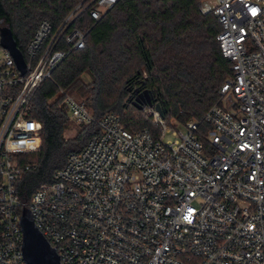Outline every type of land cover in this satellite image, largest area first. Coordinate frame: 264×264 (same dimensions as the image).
<instances>
[{
    "label": "built area",
    "instance_id": "built-area-1",
    "mask_svg": "<svg viewBox=\"0 0 264 264\" xmlns=\"http://www.w3.org/2000/svg\"><path fill=\"white\" fill-rule=\"evenodd\" d=\"M120 1L81 0L56 31L42 20L24 74L0 47V264H27L22 207L61 264H264V0H204L230 75L200 120L170 125L152 102L142 110L153 128L130 131L60 88L67 116L98 132L19 200L11 150L39 134L27 118L35 90L84 47L74 19L88 10L98 21Z\"/></svg>",
    "mask_w": 264,
    "mask_h": 264
},
{
    "label": "trees",
    "instance_id": "trees-1",
    "mask_svg": "<svg viewBox=\"0 0 264 264\" xmlns=\"http://www.w3.org/2000/svg\"><path fill=\"white\" fill-rule=\"evenodd\" d=\"M80 1L0 0V30H10L26 60V46L39 23L46 20L56 31ZM70 28L86 33L84 47L70 51L35 90L27 118L41 129L11 150L21 167L15 181L21 202L29 201L40 184L51 183L67 155L98 132L94 123L80 125L73 140L64 139L68 116L60 104V88L76 95L94 119L114 112L126 129L138 131L153 128L132 103L144 91L159 104L168 124H183L200 120L220 104V88L230 75V62L216 39L220 25L212 12L202 9L201 0H124L98 21L84 11Z\"/></svg>",
    "mask_w": 264,
    "mask_h": 264
},
{
    "label": "water",
    "instance_id": "water-1",
    "mask_svg": "<svg viewBox=\"0 0 264 264\" xmlns=\"http://www.w3.org/2000/svg\"><path fill=\"white\" fill-rule=\"evenodd\" d=\"M0 45L12 56L16 67L21 74L26 72V64L21 51L17 48L11 32L7 28L0 30ZM133 105L142 110L151 106L152 101L147 91H144L132 101ZM156 110L160 111L158 105ZM22 230V251L27 264H61L53 247L49 245L43 235L35 226L28 209H23L19 220Z\"/></svg>",
    "mask_w": 264,
    "mask_h": 264
},
{
    "label": "rangeland",
    "instance_id": "rangeland-1",
    "mask_svg": "<svg viewBox=\"0 0 264 264\" xmlns=\"http://www.w3.org/2000/svg\"><path fill=\"white\" fill-rule=\"evenodd\" d=\"M201 7L204 9L205 7V1L201 0ZM85 81H89V78L87 76H84ZM74 95V94H72ZM76 96V95H74ZM145 114V113H144ZM181 128V127H179ZM79 130H81L80 125L76 124L73 122L69 117H68V122L66 129L63 132V137L65 140H73L77 134H79ZM85 141V140H84Z\"/></svg>",
    "mask_w": 264,
    "mask_h": 264
}]
</instances>
